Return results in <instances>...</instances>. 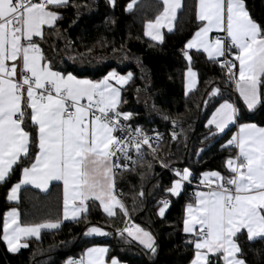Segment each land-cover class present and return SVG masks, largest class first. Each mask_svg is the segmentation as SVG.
Returning a JSON list of instances; mask_svg holds the SVG:
<instances>
[{
  "label": "snow or ice",
  "instance_id": "6c2138e0",
  "mask_svg": "<svg viewBox=\"0 0 264 264\" xmlns=\"http://www.w3.org/2000/svg\"><path fill=\"white\" fill-rule=\"evenodd\" d=\"M106 3L114 8L116 0ZM136 3L130 0L125 11ZM69 7L78 17L90 5L77 0H0V182L20 170L9 201L18 200L22 185L47 192L52 181L63 183L62 216L22 223L18 209L11 207L3 215L0 242L9 253H18L29 247L31 238L41 240L42 230H60L65 221L83 222L85 237L112 235L107 228L114 226L125 242L135 241L155 254L156 239L132 220L123 192L117 191V177L139 168L143 179L145 170L151 172L158 162L172 172L165 197H179L194 175L161 159V134L133 124L134 114L123 110L122 93L133 80L132 72L112 69L98 80L79 78L58 67L57 45H49L51 55L42 47L49 37L63 38L59 22ZM183 7L182 0H157L158 14L144 22V35L162 43L161 29L173 31L172 22ZM195 20L198 26L181 50L187 61L185 96L199 83L192 67L194 50L219 66L225 83L234 84L243 109L253 111L264 104V21L253 18L246 0H195ZM205 95V106L213 97L221 101L205 125L211 135L238 126L221 146L234 148L235 154L225 159L223 173L200 174L198 190L184 209L183 243L191 249L190 264H248L241 237L264 241V126L239 123L242 107L224 98L214 83L207 82ZM171 123L175 126L177 120ZM176 138L173 131L171 139ZM137 195L145 193L141 189ZM93 206L111 223L90 221ZM169 206V199L162 198L157 214L164 217ZM117 218L120 224H115ZM109 251L89 247L80 259L68 258L65 264H121Z\"/></svg>",
  "mask_w": 264,
  "mask_h": 264
},
{
  "label": "trees",
  "instance_id": "16d2710c",
  "mask_svg": "<svg viewBox=\"0 0 264 264\" xmlns=\"http://www.w3.org/2000/svg\"><path fill=\"white\" fill-rule=\"evenodd\" d=\"M129 2L116 0L113 8L106 0H77V3H87L90 7L78 17L75 9H63V19L59 22L63 38L49 37L42 47L51 55L49 45H57L58 67L73 72L79 78L98 80L112 69L121 74L132 72L133 80L122 93L126 100L122 108L134 114L133 124H138L146 132L155 129L161 134L160 158L172 168H189L194 175L193 185L205 171L223 173L225 159L235 151L221 146L231 137L234 127L221 136L211 135L209 128L205 127L211 112L221 102L220 97H213L205 106L207 82L214 83L224 98L231 97L242 107L239 123L264 126V104L253 111L243 109L234 93V84L225 83L219 66L209 62L203 53L196 52L191 53L192 67L198 73L199 83L185 96L183 73L187 63L181 50L198 26L195 0H182L184 7L177 13L174 29L164 34L162 43L147 39L143 31L144 22L155 19L158 14L157 0H139L132 11H125ZM246 4L254 19L264 21V0H246ZM172 119L177 120L175 126ZM171 128L177 132L176 140L168 136ZM140 171L138 168L136 172L118 175L117 191L123 192L122 198L132 220L154 235L155 254L134 241L125 242L115 234L114 226L107 228L112 235L96 239L83 235V222L66 221L60 230L43 231L41 240L30 239L29 247L18 253H9L0 242V264H65L68 258H81L84 250L95 244L107 246L110 250L108 256H116L124 264H189L192 252L184 246L186 236L181 230V222L185 205L195 188L188 184L179 197H165L163 189L169 185L172 172L162 168L158 162H153L151 172L145 170L143 179ZM20 174L16 169L6 182H0V234L3 215L11 207L18 209L22 223L55 219L62 215L60 184H53L46 193L23 188L17 203L8 202L7 193L19 180ZM141 189L145 193L142 198L137 195ZM162 198L170 201L164 217L157 214L158 202ZM88 219L106 226L111 223L97 206L91 208ZM115 224H120L119 218ZM241 244L248 264H264V241L248 242L246 237H241Z\"/></svg>",
  "mask_w": 264,
  "mask_h": 264
},
{
  "label": "crops",
  "instance_id": "0c3cea01",
  "mask_svg": "<svg viewBox=\"0 0 264 264\" xmlns=\"http://www.w3.org/2000/svg\"><path fill=\"white\" fill-rule=\"evenodd\" d=\"M137 1H139V0H137ZM179 11V10H178ZM178 11H177V13H178ZM177 17V16H176ZM175 21H176V19L172 22V28L174 29V25H175ZM143 31H144V29H143ZM161 31H162V33H163V35L165 34V33H169V31H168V28H162L161 29ZM146 37V36H145ZM147 39H149V40H151L149 37H146ZM193 52H195L194 50H193ZM202 53V52H201ZM205 56H206V54H204ZM183 56V55H182ZM185 60V59H184ZM185 62L187 63V61L185 60ZM238 63V62H237ZM183 90H184V77H183ZM195 90V88L194 89H191L190 90V92L189 93H191L192 91H194ZM185 93V92H184ZM234 93H235V95L237 96V99L239 100V97H238V93L235 91V86H234ZM240 101V100H239ZM241 102V101H240ZM242 103V102H241ZM218 106V105H217ZM212 113V112H211ZM210 116H211V114H210ZM209 116V117H210ZM208 117V118H209ZM208 120V119H207ZM206 123H207V121H206ZM232 127H234V131H233V133H232V135L234 134V133H236L237 132V130H238V126H230L229 127V129H231ZM229 129H227V130H229ZM226 130V131H227ZM212 131L214 132L215 131V129L213 128L212 129ZM225 131V132H226ZM224 134V133H223ZM222 134H220V133H217L216 134V136H221ZM231 135V136H232ZM21 175V174H20ZM19 179H20V177H19ZM19 182V180L16 182V183H18ZM15 183V184H16ZM53 184H60L61 185V187H62V192H63V183L61 182V181H52L51 183H50V185H49V189H50V187L53 185ZM198 184V183H197ZM196 184V185H197ZM23 188H31V189H34V190H37V191H39V192H42L41 190H39V189H36V188H34L32 185H22L21 186V188H20V190H19V192H18V197H19V193H20V191L23 189ZM48 189V190H49ZM10 190V189H9ZM195 190H198L197 189V187H195ZM8 193H9V191H8ZM8 193H7V197H8ZM42 193H46V192H42ZM19 199V198H18ZM7 201L8 202H10V203H17L18 202V200H15V201H9L8 200V198H7ZM9 210V209H8ZM7 210V211H8ZM102 210V209H101ZM103 212V211H102ZM62 216V215H61ZM183 216H184V214H183ZM66 222V221H65ZM43 231H52V230H42V232ZM108 236H90V237H88V238H96V239H105V238H107ZM32 239V238H31ZM135 242V241H134ZM138 244V243H137ZM93 246H101V247H107V246H105V245H103V244H95V245H92V246H89V247H93ZM6 247V246H5ZM88 247V248H89ZM142 247V246H141ZM87 249V248H86ZM86 249L84 250V252L86 251ZM84 252H83V254H84ZM83 254H82V256H83ZM78 259H80V258H78ZM77 259V260H78ZM121 264H124V263H122L121 262ZM190 264V263H189Z\"/></svg>",
  "mask_w": 264,
  "mask_h": 264
},
{
  "label": "built area",
  "instance_id": "2783aa9c",
  "mask_svg": "<svg viewBox=\"0 0 264 264\" xmlns=\"http://www.w3.org/2000/svg\"><path fill=\"white\" fill-rule=\"evenodd\" d=\"M153 130H155V129H153ZM173 131L176 132L175 128H171V129L168 130V136H169L170 139H171V133ZM148 132H149V134H152V131H148ZM176 134H177V132H176ZM232 149H234V148H232ZM234 151H235V149H234ZM189 185L193 186L194 188L197 187V185H195V184L194 185L193 184H189Z\"/></svg>",
  "mask_w": 264,
  "mask_h": 264
}]
</instances>
